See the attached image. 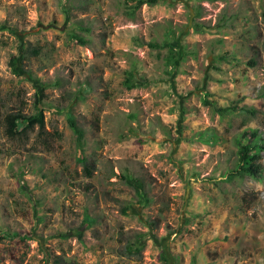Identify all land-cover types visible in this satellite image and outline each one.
<instances>
[{"label":"rangeland","instance_id":"374dc122","mask_svg":"<svg viewBox=\"0 0 264 264\" xmlns=\"http://www.w3.org/2000/svg\"><path fill=\"white\" fill-rule=\"evenodd\" d=\"M136 3L0 0V264H264V171L232 176L264 138V0Z\"/></svg>","mask_w":264,"mask_h":264},{"label":"trees","instance_id":"16d2710c","mask_svg":"<svg viewBox=\"0 0 264 264\" xmlns=\"http://www.w3.org/2000/svg\"><path fill=\"white\" fill-rule=\"evenodd\" d=\"M67 1V0H66ZM160 0H137V3L135 5L134 9L140 8L143 5H150L154 6L158 4ZM262 18L264 20V12H262ZM3 29H6V27H2ZM11 32H15V30L12 28L10 29ZM83 31L86 33H90V28L85 27L82 28ZM70 39L74 42H76L79 45L87 46L91 44V39L88 38L87 35L79 34L78 32L73 31L70 33ZM151 47H156L157 43H150ZM263 48H264V42H263ZM173 53V51H172ZM29 55L38 56L41 54V50L38 48H28L25 49L22 61L28 60ZM175 56H171L170 58L173 59ZM28 72L35 76V73L33 71L28 70ZM136 74L133 71L128 72V77L126 78V85L128 88H133L136 85ZM43 86H46L45 83H42ZM55 86L61 88L64 87V83L62 80H58L54 83ZM233 111H236L235 108L232 107H225V108H218L217 112L220 113L222 117L229 115L233 113ZM35 121H43V113L39 112L31 116H19L18 121L16 123V130L18 133H20L22 130H24L28 125L33 124ZM68 124L69 127L73 130V132L78 136V142L81 149H84L83 139H84V130L82 127H80L77 122L75 121L74 117L71 115L68 118ZM235 145L237 148V160H236V167L234 169V172L232 173L233 177H250L252 179L261 180L263 178V153H264V138L262 135H260L259 131L257 129H246L243 132H241L236 138H235ZM81 163L84 164V170L86 171L87 175L91 177L92 175V169L89 166L87 158L82 154ZM120 179L122 182L129 188L132 189L134 193V200L135 204L141 205V206H148L150 204V194L147 189L146 182L143 178L134 175L130 172V170H125L120 176ZM133 205V204H132ZM131 209L130 203L123 208V213L125 215L128 214V211ZM18 233H14L13 237H18ZM1 238V237H0ZM136 251H139L136 250Z\"/></svg>","mask_w":264,"mask_h":264}]
</instances>
